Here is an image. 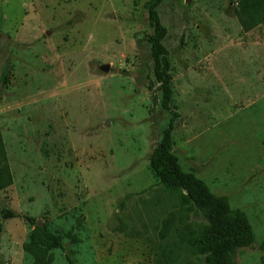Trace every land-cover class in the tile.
<instances>
[{
    "label": "rangeland",
    "instance_id": "obj_1",
    "mask_svg": "<svg viewBox=\"0 0 264 264\" xmlns=\"http://www.w3.org/2000/svg\"><path fill=\"white\" fill-rule=\"evenodd\" d=\"M147 1L0 0V130L12 178L0 212L60 236L65 250L52 249L51 264H205L176 223L159 237L177 198L150 169L170 111L153 75ZM156 11L178 114L171 150L246 214L254 242L233 262L262 264L264 21L244 30L229 0H162ZM0 223V264H34L23 250L33 226L1 214Z\"/></svg>",
    "mask_w": 264,
    "mask_h": 264
},
{
    "label": "trees",
    "instance_id": "obj_2",
    "mask_svg": "<svg viewBox=\"0 0 264 264\" xmlns=\"http://www.w3.org/2000/svg\"><path fill=\"white\" fill-rule=\"evenodd\" d=\"M161 1L148 0L144 5L153 28L149 42L153 75L161 89L160 106L170 111V118L162 137L150 155V169L164 190L176 196L177 211L170 212L163 219L159 237L160 240L165 239L176 223L175 234L180 243L189 248L192 255H204L205 264H235L232 255L238 249L248 247L254 242V232L246 214L240 209L231 208L227 196L211 192L206 183L192 171H184L171 150V132L178 114L169 108L172 96L170 65L168 51L162 44L166 30L161 25L156 11ZM229 1L233 4V12L244 30L264 21V0ZM11 181L0 130V191L8 187ZM197 210L205 217L204 223L188 220V215ZM0 214L5 219L23 218L33 226L23 250L32 256L34 264H51L53 259L51 250L54 248L65 250L60 236L48 231L44 225L39 227L34 217L21 215L8 208L2 209ZM65 235L72 242L79 240L72 231L66 232Z\"/></svg>",
    "mask_w": 264,
    "mask_h": 264
},
{
    "label": "water",
    "instance_id": "obj_3",
    "mask_svg": "<svg viewBox=\"0 0 264 264\" xmlns=\"http://www.w3.org/2000/svg\"><path fill=\"white\" fill-rule=\"evenodd\" d=\"M100 68L103 69L104 71H107L109 69V66L107 64H104V65H101ZM36 224L39 227H43L42 222H40L38 219L36 220Z\"/></svg>",
    "mask_w": 264,
    "mask_h": 264
}]
</instances>
